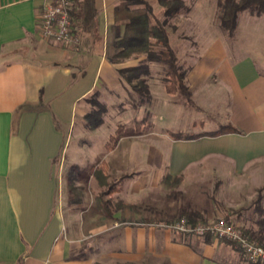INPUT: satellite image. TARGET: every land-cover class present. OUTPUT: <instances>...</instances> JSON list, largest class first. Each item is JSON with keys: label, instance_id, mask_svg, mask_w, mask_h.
Here are the masks:
<instances>
[{"label": "crops", "instance_id": "crops-1", "mask_svg": "<svg viewBox=\"0 0 264 264\" xmlns=\"http://www.w3.org/2000/svg\"><path fill=\"white\" fill-rule=\"evenodd\" d=\"M120 1L94 0L92 30L65 49L37 32L44 0H0V264H248L222 240L162 227L190 212L199 215L194 223L216 220L222 210L254 205L256 193L264 210V74L217 36L185 84L195 108L220 109L236 133L200 136L218 131L202 126L192 134L200 137L178 140L150 132L134 145L144 160L105 144L90 180L79 171V154L94 149L88 129L75 132L86 99L116 90L117 70L137 65L111 60L123 33ZM100 177L122 184L87 189L90 181L99 189Z\"/></svg>", "mask_w": 264, "mask_h": 264}, {"label": "rangeland", "instance_id": "rangeland-1", "mask_svg": "<svg viewBox=\"0 0 264 264\" xmlns=\"http://www.w3.org/2000/svg\"><path fill=\"white\" fill-rule=\"evenodd\" d=\"M145 1L153 5L154 14L157 18H163L161 8L153 0ZM184 2L189 8V12L171 20V27L167 28L170 45L176 52L178 65L182 70L187 71L191 63L198 61L207 42L212 37L217 36L218 40L229 50L230 55L247 56L253 59L260 72L264 74V16L256 17L248 13L240 14L237 19L236 30L232 35H229L219 27L218 11L214 0H184ZM132 8H138V6ZM192 33L195 35H192ZM142 58L144 57H140L138 60L135 59L136 61L129 59V61L137 64ZM149 67L151 71V76L148 79L150 100L147 102L142 103L141 98L123 82L114 91H97V96H93L96 93L94 92L88 97V102L85 105L86 112L92 110L89 100L93 98H96L98 102L105 104L107 107L102 125L95 130L85 132L84 138L91 139L93 142L94 149L91 151V155L82 153L79 154L78 160H76L80 164L79 171L86 173L85 177L88 181L90 180L89 169L103 161V156L100 155L105 152V144L113 149L118 143L119 152L142 161L145 154L139 148H134V145H143L136 138L142 135L145 136L146 133L157 132L171 137L176 134L190 136L200 132L202 126L203 130L208 131L219 130L225 126V115L220 109L209 110L203 108L201 111L195 108L192 102L188 103L185 96L178 91L174 95H169L164 91L165 86L162 83V78L165 76L164 67L155 63H150ZM150 88L152 92H150ZM79 126L81 129L85 128L84 119L82 121L76 120L75 132ZM75 137L76 134L69 145L67 144L69 146L68 154L75 147ZM110 138H113L114 141H111ZM129 145L133 146L132 151ZM98 178L94 173L93 179L95 180L93 181L95 183H97ZM92 182H89V186L88 184L85 185L87 189L96 193L98 190H109L112 187L117 189L122 184V179L117 183L114 179L105 180L104 184L100 177L99 189L95 188V183ZM258 195L259 193H256L255 202L259 199ZM76 197L75 193L74 198ZM259 205L261 207L260 199ZM253 206L250 205L247 208L238 210H220L222 213L217 216V219H224L233 224L243 223L248 226V229H255L252 222L256 216L251 215ZM249 224H252V226H249ZM240 260L245 261L242 255Z\"/></svg>", "mask_w": 264, "mask_h": 264}, {"label": "trees", "instance_id": "trees-1", "mask_svg": "<svg viewBox=\"0 0 264 264\" xmlns=\"http://www.w3.org/2000/svg\"><path fill=\"white\" fill-rule=\"evenodd\" d=\"M161 8L163 18H157L154 14L153 5L145 0H121L115 8V19L123 24L122 36L115 42V53L112 55L113 62H122L129 59L138 60L137 65L117 70L121 82L125 83L130 90L138 95L142 103L150 100L148 79L151 76L149 64H160L164 67V78L162 83L165 91L169 95H174L178 91L185 96L188 103L191 102V92L185 84V70L178 65L175 50L170 45L167 28L170 21L189 12L184 0H153ZM218 15L219 27L229 35H232L237 27L238 16L248 13L251 16H264V0H214ZM138 6V8H132ZM72 25L76 33H89L94 25L97 12L94 0H80L69 11ZM173 28V27H172ZM80 40V37H79ZM97 92L93 95L97 96ZM88 102V98L86 99ZM91 111L84 116L85 128L94 130L103 123V117L107 112L105 104L98 102L96 98L89 100ZM225 133H236V129L231 125L223 126L214 133L200 136H217ZM200 136H183L181 134L172 135L174 139L188 140ZM114 141L113 138H110ZM107 148L110 147L107 145ZM167 181V178L164 179ZM252 213L257 216L253 221L256 230L245 229L251 239L264 248V210L259 205V199L254 203ZM199 215L197 213H187L185 218L189 222H196ZM207 236L205 239L208 240ZM228 245L233 243L222 240ZM240 252V251H239Z\"/></svg>", "mask_w": 264, "mask_h": 264}, {"label": "built area", "instance_id": "built-area-1", "mask_svg": "<svg viewBox=\"0 0 264 264\" xmlns=\"http://www.w3.org/2000/svg\"><path fill=\"white\" fill-rule=\"evenodd\" d=\"M71 3L72 0H44L36 20L39 36L65 49H75L80 45L69 14ZM162 227L186 236L227 240L233 243L248 264H264V248L251 239L242 226L224 219L190 223L180 218Z\"/></svg>", "mask_w": 264, "mask_h": 264}]
</instances>
